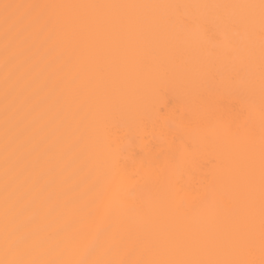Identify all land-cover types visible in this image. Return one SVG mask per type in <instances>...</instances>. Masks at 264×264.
Here are the masks:
<instances>
[{
  "label": "bare ground",
  "instance_id": "bare-ground-1",
  "mask_svg": "<svg viewBox=\"0 0 264 264\" xmlns=\"http://www.w3.org/2000/svg\"><path fill=\"white\" fill-rule=\"evenodd\" d=\"M4 3L148 7H0V261L264 264L260 0Z\"/></svg>",
  "mask_w": 264,
  "mask_h": 264
},
{
  "label": "snow or ice",
  "instance_id": "snow-or-ice-1",
  "mask_svg": "<svg viewBox=\"0 0 264 264\" xmlns=\"http://www.w3.org/2000/svg\"><path fill=\"white\" fill-rule=\"evenodd\" d=\"M3 9V25L5 29V36L8 37L9 33L13 32L16 29L17 25L20 24L22 20L26 17H34L39 19L38 10L48 9V8H74V7H148V6H138V5H40V4H11L4 3L2 6ZM209 7H224V8H246L254 9L259 8L260 10V19H261V28H262V40H264V0H260L259 5H216ZM237 97L238 106H250V102L245 99V97L239 92L234 91L232 93ZM245 115L244 107L240 108L239 116L243 118ZM233 134L239 132V128L230 129ZM174 163V161H173ZM7 175V171H6ZM261 242L264 246V127L261 131ZM7 191V184H6ZM7 204V198H6ZM7 216V208H6ZM16 254V249L13 245V242L10 239V234L7 231V225L5 230V255L14 256ZM0 264H37L35 261H28L24 259H5L0 261ZM82 264H95V262H82ZM188 264H247V262H231V261H219V262H188Z\"/></svg>",
  "mask_w": 264,
  "mask_h": 264
}]
</instances>
